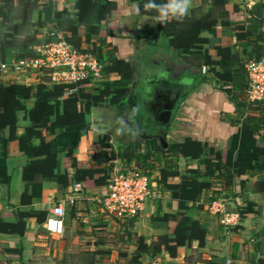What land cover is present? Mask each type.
Here are the masks:
<instances>
[{"label": "crops", "instance_id": "obj_1", "mask_svg": "<svg viewBox=\"0 0 264 264\" xmlns=\"http://www.w3.org/2000/svg\"><path fill=\"white\" fill-rule=\"evenodd\" d=\"M7 1L0 0V7L8 8L2 14H8L11 10ZM77 1L14 0V10L11 11L15 14L16 11L22 12L26 7L35 24L33 34L44 38L48 36L51 28L40 27L38 22L44 18L46 9L73 13ZM103 1L114 8L112 15L115 21L111 25L107 24L106 20L101 23L102 29L113 27L110 30L112 36L100 42L101 49L103 54H106L111 46L116 47L117 58L129 62L134 69V78L129 82V92L125 100L127 101L130 95L137 97L133 99V113H124L122 117L119 113L114 114L111 109L109 114L112 113L115 118L96 120L98 109H93L88 118L92 123V131L81 138L76 149L67 138L59 136V130L46 132L47 140L54 141L60 158L68 155L80 161L89 160L101 135L106 136L107 141L113 145V148L109 149L110 156H116V160L124 163L136 162L119 157V153L123 152L119 150L120 147L128 144L140 148L148 143H153V147L161 145L164 149L172 145L180 148L155 155V162L150 168L154 178L155 195L146 202L134 234L144 237L149 245L155 243L159 236L173 238L179 220L185 216L200 222L207 233L205 245L199 246L198 241L192 245L187 242L178 247L176 256L163 249L158 255L142 260L141 264H264V108L252 113L253 121L248 122L245 128V117L239 115L229 96L211 82L210 76L203 72L199 63L190 56L180 54L170 45L169 39L158 28L160 23L153 16L140 15L133 0ZM211 10L217 13L218 26L203 33L210 41L204 49L209 51L213 60H220L218 47H232L233 52L243 56L242 48L235 45L236 26L252 18H264V0H192L190 12L196 11L200 14ZM2 14L0 34L7 30ZM15 23H22V20H16ZM81 34L85 35L84 26ZM153 35L157 41L155 47L150 50L146 40ZM159 42L163 43L164 49L172 55L173 63L170 64L162 56ZM149 51H153V54H149ZM13 58V53L9 52L6 61ZM155 77L163 81L181 80L182 85L190 88V93L174 112L166 141L150 136V132L145 131V122L151 124L153 119L145 109V99L138 93V84L141 81L144 84ZM183 78L188 81H183ZM0 80L8 84L12 79H5L0 74ZM117 80V77L112 79L115 82ZM19 82L38 84L32 77L23 78ZM147 88L148 85L141 89V92ZM140 98L141 104L137 101ZM27 105L33 107L34 102L30 101ZM121 121L124 122L120 126ZM137 123L143 127V136L132 133L131 129ZM110 124L118 129H111L113 127ZM23 132L22 128L18 131L20 135ZM7 155L11 181L8 184L0 182L2 223L16 222L19 209L24 212L45 211L50 214L52 207L60 204L66 209V217L63 235L49 233L45 222L40 224L34 219L28 221L23 234L0 229V264H57L62 256L77 248V243L83 241L86 236L95 240V248L91 250H98L95 226L107 224V235L116 232L115 228L120 227L106 215L101 218L94 217L93 212L98 211V208L91 198L100 193L99 190L88 191L83 188L85 199L79 201L76 206L69 205L68 197L74 183L72 179L68 185L46 182L41 194L35 195L31 204L23 203L27 184L23 179V168L16 163L17 158L21 156L18 142L8 144ZM57 171H63L62 165ZM192 171L197 174L191 173ZM167 172L175 174L165 180L163 175ZM195 181L199 184H209L208 188L203 187L196 196L188 192L191 188H184L185 184L191 185ZM31 193L32 187L28 191L29 195ZM218 198L228 199L232 208L250 205L252 209L245 216H241L236 226L226 227L205 208L207 203ZM167 215H175L177 219L168 220ZM114 240L110 239L107 247L114 249ZM130 247L132 251L135 250L134 244Z\"/></svg>", "mask_w": 264, "mask_h": 264}, {"label": "trees", "instance_id": "obj_2", "mask_svg": "<svg viewBox=\"0 0 264 264\" xmlns=\"http://www.w3.org/2000/svg\"><path fill=\"white\" fill-rule=\"evenodd\" d=\"M133 1L139 7L140 15L156 16L155 10L144 7L149 0ZM156 2L164 3L166 0H156ZM7 3L9 8L14 10L12 6L14 0H8ZM6 9L8 8L0 7V15ZM113 9L103 0H78L75 12L64 13L47 8L44 18L38 22L40 27H50V33L54 31L61 33L75 49L92 54L103 61L104 67L100 81H84L76 85L53 84L47 71L31 73L28 76L36 80L38 83L36 85L23 84L16 79L7 82L8 84L0 80V150L2 151L0 182L8 184L11 181L8 173L7 149L10 142L16 141L21 152L16 163L23 168V179L27 184L23 203L31 204L34 196L41 194L46 182L68 185L72 179L73 185L80 184L88 191H102L108 186L116 156H110L109 149H112L113 145L107 141L106 136L101 135L96 141L88 161H80L68 155L60 158L54 141L47 140L45 133L53 130L61 131L59 136L67 138L76 149L81 138L92 131V123L88 118L93 109L102 110L105 113H110L111 109L118 111L126 100L129 82L134 78V69L129 62L117 58L116 47L111 46L109 52L103 54L102 44H100L112 36L110 30L113 27L108 26L107 29H102L101 23L106 20L107 24L111 25L115 21L112 15ZM11 10L8 14H2L7 30L4 34H0V57L2 58L0 63L8 62L6 58L9 52L13 53V59H37L39 54L36 49L52 42L54 38L50 33L44 38L33 34L32 29L35 24L26 7L22 12L16 11L15 14ZM216 14L213 10L200 14L192 11L183 20L173 19L164 24L160 23L158 28L169 39L174 49L180 54L192 57L200 64L201 69H207L211 82L229 96L239 115L245 117L244 127L246 128L253 121L252 113L264 108V100L256 103L248 101L246 70L249 61L264 58V18H252L236 26L237 44L235 45L242 48L243 56L233 52L232 47H218L217 53L220 60H213L209 51L204 49L210 41L203 36V33L217 28ZM16 20H22V23H15ZM82 26H84V36L81 34ZM116 77L118 80L112 81ZM30 101L34 102L33 107L27 105ZM119 114L122 117L124 115L123 112ZM123 122H120V126ZM21 128L24 130L22 135L18 133ZM152 144L148 143L143 148L125 145L120 147L119 150L123 152L119 153V157L129 161L135 160L150 169L157 153L165 154L180 149L176 145L164 149L161 145L153 147ZM60 165L63 171L58 173ZM191 173L197 174L195 171ZM173 174L175 173L167 172L163 177L166 180ZM208 185L195 181L191 185L185 184L184 188H191L192 190L188 192L196 196L203 187L208 188ZM31 187L32 193L29 195L28 191ZM214 200L207 203L205 208L209 209V205ZM232 209L239 210L241 216H245L252 208L250 205L245 207L242 205ZM16 215V222L2 223L0 220L1 231L23 234L30 219L41 224L46 222L49 214L45 211L24 212L19 209ZM166 217L168 220L177 219L175 215ZM135 226L136 223H125L122 226L126 240L123 241L135 245V250L130 253L129 264H141L142 260L158 255L163 249L168 250L172 256H176L178 247L187 242L192 245L193 242L198 241L199 246L205 245L207 233L200 222L185 216L179 220L173 238L159 236L152 245H149L144 237L134 234ZM106 231L107 224L101 223L94 227L99 244V249L93 251L96 256L113 252L110 246L107 247L109 242ZM130 244L127 247H130ZM110 245L112 246L111 243Z\"/></svg>", "mask_w": 264, "mask_h": 264}, {"label": "built area", "instance_id": "obj_3", "mask_svg": "<svg viewBox=\"0 0 264 264\" xmlns=\"http://www.w3.org/2000/svg\"><path fill=\"white\" fill-rule=\"evenodd\" d=\"M54 40L39 46L37 59H12L0 63V74L5 79L17 81L27 78L31 73L48 72L53 84H78L84 81L98 82L102 78L104 63L89 53L81 52L70 45L61 33H50ZM248 75L247 98L256 103L264 100V58L254 59L246 66ZM203 72H207L204 68ZM152 169L141 163H124L118 159L114 163L108 186L91 198L98 211L94 217L104 215L116 221L120 227L125 223H137L143 214L146 202L155 195ZM85 199L83 188L75 184L69 193L68 202L76 206ZM208 211L218 217L221 224L236 226L241 219L239 210L232 209L228 199L214 200ZM66 209L55 205L45 222L46 230L51 234L63 235L65 231Z\"/></svg>", "mask_w": 264, "mask_h": 264}, {"label": "water", "instance_id": "obj_4", "mask_svg": "<svg viewBox=\"0 0 264 264\" xmlns=\"http://www.w3.org/2000/svg\"><path fill=\"white\" fill-rule=\"evenodd\" d=\"M190 93V88L179 81H163L153 78L147 89L142 90L141 98L145 99V109L153 123L145 122V131L150 136L166 141L174 112L179 103Z\"/></svg>", "mask_w": 264, "mask_h": 264}, {"label": "rangeland", "instance_id": "obj_5", "mask_svg": "<svg viewBox=\"0 0 264 264\" xmlns=\"http://www.w3.org/2000/svg\"><path fill=\"white\" fill-rule=\"evenodd\" d=\"M147 35V33H145ZM149 40H146L147 47L153 49L155 47L157 39H155L154 35L150 36ZM164 44L159 42L160 51L162 52V56L171 64L174 62L172 55L169 53L166 48L164 49ZM149 54H153V51H149ZM150 57V56H149ZM183 81H188L185 78L182 79ZM145 111V110H144ZM95 119L99 120L102 118L104 119H113L114 116L112 113L109 112L105 113L103 111L97 110L95 114ZM112 123H114L112 121ZM111 129L117 130V127L112 126L110 124ZM132 128V127H131ZM107 129V128H106ZM132 130V129H131ZM91 225V224H90ZM116 232H112L111 235H107V240L110 242V239L114 240V249L112 253H106L99 256L93 254V250H91L94 246V239H90L88 236L81 241L82 243H77V248H73V251L70 253L65 254L62 256L57 264H129L130 261V253L132 251L131 247H127L131 242H125L124 238V228L117 227L115 228ZM118 229V230H117ZM124 238V239H123ZM125 240V241H123ZM131 245V244H130Z\"/></svg>", "mask_w": 264, "mask_h": 264}, {"label": "clouds", "instance_id": "obj_6", "mask_svg": "<svg viewBox=\"0 0 264 264\" xmlns=\"http://www.w3.org/2000/svg\"><path fill=\"white\" fill-rule=\"evenodd\" d=\"M144 7L149 10H155L157 13L154 17L155 20L164 24L173 19L181 21L187 17L192 7V0H166L164 3L149 0ZM136 10L139 11L138 6H136Z\"/></svg>", "mask_w": 264, "mask_h": 264}, {"label": "flooded vegetation", "instance_id": "obj_7", "mask_svg": "<svg viewBox=\"0 0 264 264\" xmlns=\"http://www.w3.org/2000/svg\"><path fill=\"white\" fill-rule=\"evenodd\" d=\"M146 78V77H145ZM151 83V80L149 81V82H146V83H144L143 84V81H141V83H140V87H138V93H139V95H141L140 94V92H141V89H143V88H145V86L146 85H149ZM144 85V86H143ZM143 86V87H142ZM140 88V89H139ZM135 98H137L136 96H132V95H130L129 96V98L127 99V101H124L122 104H121V106L119 107V109H118V111L119 112H123V114L124 113H127V112H129L131 115H132V113H133V111H131V108H133V99H135ZM131 99V100H130ZM128 100H130L129 102H128ZM137 101H139V103L141 104V98H140V100H137ZM117 110L115 111L114 110V114H118L119 112H118ZM134 128L132 129V133L133 134H138L139 136H143V134H144V130L142 129L143 127H141V124H139V123H137L136 125H134L133 126Z\"/></svg>", "mask_w": 264, "mask_h": 264}]
</instances>
